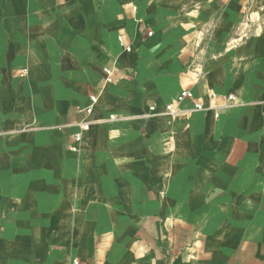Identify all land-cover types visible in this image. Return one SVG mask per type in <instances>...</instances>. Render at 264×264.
I'll use <instances>...</instances> for the list:
<instances>
[{
  "label": "crops",
  "instance_id": "obj_1",
  "mask_svg": "<svg viewBox=\"0 0 264 264\" xmlns=\"http://www.w3.org/2000/svg\"><path fill=\"white\" fill-rule=\"evenodd\" d=\"M74 260L264 264V0H0V264Z\"/></svg>",
  "mask_w": 264,
  "mask_h": 264
},
{
  "label": "built area",
  "instance_id": "obj_2",
  "mask_svg": "<svg viewBox=\"0 0 264 264\" xmlns=\"http://www.w3.org/2000/svg\"><path fill=\"white\" fill-rule=\"evenodd\" d=\"M150 34L151 33L148 32V35H150ZM117 40L120 43V45L123 47V51L124 52H130L131 51V46L124 42V39H123L122 35L119 34L117 36ZM24 72H25V69H23L21 73H24ZM103 73L105 75V82L106 83H110L112 81V77H113V69H112V67L111 66L103 67ZM210 97H211L212 100H215L216 98H218V95L216 93H211ZM192 98H193L192 92H190L187 89H184V90H181L180 92H178L176 94L175 102L179 103V102H181V101H183L185 99H192ZM89 100H90V103L88 105H86L84 107H80L78 109V111L83 114V118H81L79 120H76L74 123H72L73 126L75 127V132L72 134V142L75 143V144L81 141L83 133L88 131L89 128H90L91 121L88 120V117L91 114V112L93 110V107H94V104L97 101L96 95H91L89 97ZM234 104H235V97H234V95L229 94V95H226L224 97V103L221 106H219L218 108L219 109H229V108L233 107ZM194 108L198 109V110L208 109L207 107H203L199 102H195L194 103ZM162 111L164 113H172L174 111L173 110V104L172 103L165 104L163 106V110ZM149 112L150 113L151 112H155V106L154 105L149 107ZM214 116L217 117L218 113L215 112ZM109 118L113 119L114 115L110 114ZM75 149L76 148H75L74 144L69 146V150L75 151ZM73 263L77 264L78 261L74 260Z\"/></svg>",
  "mask_w": 264,
  "mask_h": 264
}]
</instances>
